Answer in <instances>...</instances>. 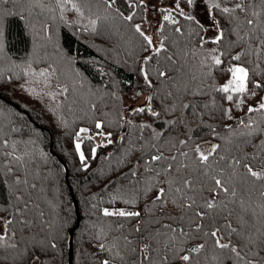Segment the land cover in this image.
Masks as SVG:
<instances>
[{"label":"snow or ice","instance_id":"obj_1","mask_svg":"<svg viewBox=\"0 0 264 264\" xmlns=\"http://www.w3.org/2000/svg\"><path fill=\"white\" fill-rule=\"evenodd\" d=\"M124 3L127 15L117 0H0V78L23 76L19 87L29 95L57 101L49 107L53 115L62 107L58 97L67 101L71 94L69 110L83 105L81 119L87 117L96 129L90 135L87 127L74 133L84 170L90 167L82 150L85 140H106L91 146L95 159L99 148L114 143L105 126L129 128L118 136V171L113 170L102 189L111 186V203L124 206L101 209L104 218L112 219L93 225L92 239L104 255L93 253L90 264H264V97L247 103L264 91V0H174L160 9L173 33L162 34L158 43L140 23L134 24L142 38L139 50L145 53L139 72L151 94L130 111L155 118L140 123L120 111L115 120L108 111L96 118L106 97H119L103 87L94 89L79 70L66 68L72 58L60 50L59 40L53 41L60 24L79 25L94 35H103L99 29L105 27L110 38L116 18L133 21L136 9L146 6L145 0ZM198 7L207 13L210 28L198 18ZM14 19L23 22L20 36L28 42L19 63L8 52ZM164 27L161 23L157 31L163 33ZM209 30L215 35L206 37ZM225 63L230 78L219 86L209 83ZM5 71L12 75L5 77ZM214 93H223L220 100L232 106L224 107ZM156 100L158 109L153 107ZM233 108L244 115L234 116ZM7 115L0 107V118ZM58 118L66 127L63 116ZM217 119L223 135L216 124L207 123ZM157 122L159 128L154 127ZM193 123L207 127L220 142L205 149L190 135ZM21 132L14 125L5 131L0 123V185L7 184L10 193L4 201L10 206L0 209V264H51L66 221L59 205L47 198L50 176L42 174L47 154L39 152L38 164L36 153L28 149L35 141L12 138Z\"/></svg>","mask_w":264,"mask_h":264},{"label":"trees","instance_id":"obj_2","mask_svg":"<svg viewBox=\"0 0 264 264\" xmlns=\"http://www.w3.org/2000/svg\"><path fill=\"white\" fill-rule=\"evenodd\" d=\"M145 5L136 9V16L133 21H123L116 18L110 26L112 33L110 38L108 37L109 29L105 27L99 29L100 32L104 33L103 35L84 32L79 25L68 27L60 24L59 34L57 35L56 31H53V41L59 40L60 50L67 57L72 58V64H66L65 67L79 70L94 89L103 87L104 91L115 92L119 97V99L111 96L106 97L95 113L96 118H101V111H108L113 113L110 119L115 120L114 114L120 111L127 119L133 120L135 123L155 120L147 113L126 114L124 103V96L126 95L136 96V93L139 92L147 97L151 94V90L146 87L139 72L141 67L140 58L145 53L139 50L138 45L142 43V38L135 33L133 27L134 24L144 23L150 18L152 6L148 0H145ZM117 7L126 15L129 13L124 0H117ZM68 17L69 19H75V14L69 13ZM162 23H165V27L163 33L159 32L160 37L162 34L165 36L171 35L173 26L166 22ZM181 23L183 24L184 21L181 20ZM22 27V21L18 19L12 21L11 47L8 52L17 63L20 62L19 58L24 55L28 48L27 40L22 39L20 36ZM193 39L196 38L193 37ZM206 47L212 48L215 45L208 44ZM48 50L52 51L51 47ZM43 66L46 65H39V67ZM227 66V63H225L220 66L219 70L214 71L215 81H209V83H214L217 86L225 83L230 78V74L223 70ZM101 68H103V73L99 71ZM9 75H12V72L5 71L4 76ZM24 79L23 76L19 80L13 78L11 81L0 78V107L8 114L6 117L0 118V123L5 127V131H8L10 126L13 125L22 129L21 133L12 135L13 139H32L35 141L34 144L28 145V149L36 153L38 164H42L39 159V152L43 151L47 154V165H42V174L50 176L49 180L45 182L47 198L59 205V215L66 221V226L62 232L64 239L58 241L59 248L53 253L54 259L51 264H69L71 230L76 226L78 220L76 202L79 206L80 223L74 232L73 264H90L93 253L101 257L104 255L97 252L96 241L92 239L94 234L93 225L112 219L104 218L101 209L124 206L121 202L111 203L109 195L113 192L111 186L107 190L102 191V189H104L107 182V177L113 176V170L118 171L117 162L122 153V145L118 136L120 133H128L129 128L127 125H124V127L105 126L103 129L105 132H113L112 139L114 143L99 148L95 159L90 156V148L94 143H99L97 141L99 136H96L94 141L85 140L82 144L83 151L85 156L88 157L90 167L84 170L75 151L74 133L81 127H87L91 129L90 135L95 133L96 129L87 117L81 119L84 116V113L80 111L83 105H73L72 110H69L68 103L72 99L71 94H69L67 101L64 97H58L57 99L62 107L56 110V115H53L49 107H54L57 101H52L46 96L41 99L29 95L19 87ZM35 86L39 90L40 85ZM249 87L251 88V85ZM252 90L257 91L256 89ZM214 95L224 107L232 106L229 102L220 100V97L224 95L223 93H214ZM261 97H264V91H257V96L247 98V103L255 104ZM144 103L145 100L141 103V106ZM153 107L158 109V100L153 102ZM244 111H246V108ZM233 115L239 117L244 115V112L233 108ZM59 116H63L67 123L66 127L61 123ZM227 122L232 123V121ZM207 123L216 124V130L222 135L225 134V130L220 127L218 119L215 121L208 120ZM154 127L159 128V123H155ZM34 128L36 131H33ZM192 128L194 131L190 135L205 149H208L212 143L220 142L210 134L207 127H197V124L193 123ZM145 134L147 135V130ZM23 147V145L20 146L21 149ZM51 148H53V152ZM108 153H112V155L107 156ZM58 157L64 160L66 166L60 162ZM67 169L69 171L68 179L66 177ZM94 194L95 199L92 198ZM9 198L8 185H0V209L10 206L4 203L5 199ZM93 205L95 207H92ZM42 207H44L43 204Z\"/></svg>","mask_w":264,"mask_h":264},{"label":"rangeland","instance_id":"obj_3","mask_svg":"<svg viewBox=\"0 0 264 264\" xmlns=\"http://www.w3.org/2000/svg\"><path fill=\"white\" fill-rule=\"evenodd\" d=\"M148 2L151 4L152 13H150V18L144 23H141L143 30L146 32V34L153 36L154 42L158 43L160 39V33L157 31L162 21V15L163 13L160 11V9L165 7H170L174 0H148ZM182 6H184L182 4ZM188 10V9H186ZM197 15L198 18L202 20V22L205 24L206 27H211V21L208 19L207 13L204 11L203 7L197 8ZM215 35V32L212 30H209L206 32V37H212ZM146 96L145 94H141L139 96H130L126 95L124 96V103H125V112L126 114L130 115L132 113L130 110L131 108L140 107L141 103L145 100ZM105 132V131H104ZM107 133V132H105ZM97 141L99 143L105 142L106 140L104 137H98ZM83 150V145H82Z\"/></svg>","mask_w":264,"mask_h":264},{"label":"water","instance_id":"obj_4","mask_svg":"<svg viewBox=\"0 0 264 264\" xmlns=\"http://www.w3.org/2000/svg\"><path fill=\"white\" fill-rule=\"evenodd\" d=\"M51 151L53 152V148H51ZM58 159L60 160V162H62L66 166V164H65L64 160H62V158L58 157ZM68 176H69V171L67 169V175H66L67 179H68ZM76 212H77L78 220H77L76 226L71 230V237H70V243H69V250H70L69 264H73V256H74L73 239H74V232H75V230L77 229V227L79 226V223H80V213H79V206H78L77 202H76Z\"/></svg>","mask_w":264,"mask_h":264}]
</instances>
